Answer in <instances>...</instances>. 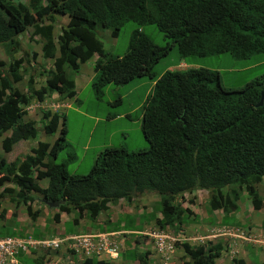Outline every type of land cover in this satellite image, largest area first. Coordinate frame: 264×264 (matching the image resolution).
Listing matches in <instances>:
<instances>
[{
  "label": "trees",
  "instance_id": "1",
  "mask_svg": "<svg viewBox=\"0 0 264 264\" xmlns=\"http://www.w3.org/2000/svg\"><path fill=\"white\" fill-rule=\"evenodd\" d=\"M53 15L68 16L55 41L52 25L41 23L45 17L52 20ZM126 21L136 27L129 34L125 51L112 54L96 38L94 28H107L109 35L116 37ZM146 24L163 33L167 39L164 45L154 44L142 33L140 26ZM28 28L40 38V55L51 59L52 64L38 72L46 78L45 84L31 90L38 101L52 92L71 98L72 71L93 55L96 59L90 87L96 94L110 83L120 86L133 79L140 83L136 78L142 76L153 81L140 106L139 128L147 143L145 148L103 147L85 174L68 173L66 166L75 154L63 113L43 110V133L57 131L61 120L52 143L37 141L32 154L10 162L0 157V186L14 185L15 190L5 187L3 191L14 193L12 200L23 203L30 221L38 213L29 205L37 198L34 193L43 203L62 199L56 211L73 212L74 222L84 212L94 219L118 200L129 202L154 194L157 201L153 208L158 202L160 218H153L151 213L147 216L158 227L172 229L192 220L193 214L175 202L187 192L206 191L207 209H220L224 219L237 210L240 194L235 186H243L253 208L260 207L254 184L263 180L264 185V72L235 88L223 87L216 69H167L157 76L152 69L173 45L180 59L223 52L234 59H246L264 52V0H28L26 5L18 0H0V45L9 54L19 46L18 34ZM36 55V51L30 53L32 58ZM3 65L0 60V133L10 129L1 140L3 151H8L16 141L34 138L37 129L34 121L21 122L25 114L21 105L28 95L12 87L21 79L16 64H7L8 75ZM31 81L29 76L28 85ZM260 91L263 101L256 107ZM62 149H70L67 159L54 162ZM43 179L46 185L40 187L37 181ZM0 217L4 218V211ZM57 217L55 212L52 218ZM133 230H139L138 222ZM208 243L194 248L182 243L187 261L181 264H214L221 248H207ZM146 255L147 251L139 254V264H148ZM84 263L96 264L92 260ZM228 264L245 263L238 258Z\"/></svg>",
  "mask_w": 264,
  "mask_h": 264
},
{
  "label": "rangeland",
  "instance_id": "2",
  "mask_svg": "<svg viewBox=\"0 0 264 264\" xmlns=\"http://www.w3.org/2000/svg\"><path fill=\"white\" fill-rule=\"evenodd\" d=\"M20 3L28 4V0H18ZM43 3H45L43 1ZM42 24L50 23L52 25L51 35L53 40H56V37L60 31L61 27H64L68 23V16L66 15H53L52 20L48 18H43L41 21ZM135 24L132 21H126L122 27L120 28L116 37H111L109 35V29L96 27L94 28V34L96 38H98L102 44L104 49L108 52H111L115 55H121L127 45V40L130 32L135 28ZM142 33L147 35V37L156 45L162 46L167 40L163 33L158 31L153 24H146L140 26ZM32 28H28L22 31L16 37V40L19 44L15 53H10L4 49L2 45H0V60L4 62V65L1 66L3 72L8 75L6 71L7 63L13 62L17 66V72L21 77V82L17 85L19 88L25 87V81L28 76H32L33 82L31 87H39L44 84L43 80L46 78L43 74H38L39 70L46 71L47 68L51 67V60L44 59L40 55V45L41 41L38 35H32ZM32 51H36L37 55L35 58L30 56ZM96 59V56L93 55L91 58L87 59L82 63H78L77 72L79 68L81 71L89 72V75H93V64ZM201 66L209 69H217L219 73V82L223 87H240L246 81H249L264 72V52L252 54L246 59H234L230 56L228 52L219 53L216 55L210 56H187L183 58L178 57V53L176 51L175 45H173L165 56L161 57L159 61L153 66V72L155 76L162 73L164 70H174V69H185L187 67ZM67 73H70V70H67ZM76 73V71L74 72ZM92 77V76H91ZM91 79V78H90ZM136 80L140 82V86L137 85L134 88V79L127 84L116 86L112 83L107 84L101 90L100 94H96L92 88L90 87V81H87L84 86H80L78 88V101L77 104L74 103L73 106L77 105L78 108L83 111L85 116L78 115V112H73L71 108H61V112L63 116L66 115V127L68 129V137L70 141L73 143V151L75 155H78L76 160L69 162L66 166V171L71 174H85L89 168L91 167L94 157L92 156L93 152L88 148L84 157L81 159V150L80 147L85 141L90 139L89 146L96 142L97 140L102 141L103 143L109 144V146H119L124 141L120 138L126 140L125 147L129 150L144 148L147 146L146 141L142 137L139 128V114L140 109L135 107L139 103V99L141 96V101L145 98L148 90L152 86V80L147 78L146 76L138 77ZM149 80L148 85H145ZM16 85V84H15ZM131 87V88H130ZM127 89H131L126 91ZM126 91V92H125ZM124 93V94H123ZM56 97V96H55ZM63 95L61 93H57V99H61ZM55 99L46 100V103H53ZM36 101H32L31 107L33 108ZM39 112L38 108L35 112ZM39 115V114H35ZM94 116L97 117L94 120ZM95 127V129H93ZM36 129L37 134L34 139L28 140L30 144H36L38 140H46L49 141L51 139V135H45L42 132V122L36 120ZM107 138H106V137ZM70 149H62L57 153L54 162H61L64 159H67V151ZM68 151V152H69ZM81 151V152H80ZM93 157V158H92ZM44 180H38V185H44ZM255 189L262 200V205L259 209H255L251 207L250 199L247 194L244 192L243 188H238L235 186V189L239 190L240 198L236 202L237 210L228 214L227 218L224 219L221 216V212L219 209L211 212L207 209V192L204 190H195L192 192H187L183 194V199L177 197L175 202L180 204L181 207L186 208L187 213H192V220L190 224H198L202 225V228H207L209 226H216L218 221L223 223H231L238 222V226L243 229V233L245 236H252L251 241H241L238 243L237 251L234 250V253L231 255L236 258L244 257L248 264H261L264 260V244L254 242L252 240L259 239L262 231L257 230L260 228L262 220H264V185L262 182L255 183ZM157 201V196L154 194H145L143 196H137L133 198V200L126 202L122 201L116 205H112L109 207L108 211H102L99 214V221L104 222L106 217L112 218H122L125 214L126 217H130L131 219L123 218L121 219V223H123L124 228H134L136 223H139V231L140 234H134L138 237L142 238V242L147 239L146 233H150L154 231L153 229H158L157 225L154 223L151 217H148L147 211L151 209L150 213L152 217H159V204L157 202V206L154 207V203ZM2 204H0V207ZM8 206H11L8 204ZM21 209L22 206H20ZM4 209V208H3ZM52 209L46 208L44 211H51ZM21 211H15L16 214H19ZM137 217L138 214H141ZM131 213H134L135 220L131 217ZM65 216V215H64ZM87 221H91V219L86 215ZM208 218H211V221L207 222ZM49 220L52 219L49 218ZM123 220V221H122ZM48 220L46 221V223ZM5 226L0 227V234H12L14 229L17 228L18 221L14 218V216L10 217V219L6 220ZM38 223H40L38 221ZM197 225V226H198ZM208 225V226H207ZM234 226L233 224H229ZM191 226V225H190ZM207 226V227H205ZM65 230L62 232L74 230L75 225L72 221L67 222L65 225ZM194 230V226H191ZM118 223L117 220L113 222H109L105 229H117ZM264 231V225L261 227ZM98 229H102L101 226H98ZM169 235L177 236V234L185 235V237H193L196 234L192 232L190 229H186L184 223H181L180 226H175L174 229L170 230ZM210 233V232H209ZM119 233L118 235H120ZM115 235V238L121 239L122 236ZM122 235V234H121ZM210 246H215L216 243H213L215 238H210ZM139 241V240H137ZM204 241V240H203ZM141 242V241H140ZM150 243V242H149ZM223 243V242H222ZM220 243V245H223ZM137 243H134V249L139 250L136 246ZM190 244H200V240L191 241ZM204 244V243H203ZM251 246V249H247V246ZM206 245V247L208 248ZM226 246V243H224ZM235 246H233L235 248ZM250 253V254H249ZM167 258L165 259L163 256L159 255L161 259L160 264H181V262H177V257H181L182 249L177 246L171 253H166ZM223 253H221L222 255ZM230 256V255H229ZM232 258V257H231ZM230 261V260H229ZM228 259H217L218 264H228ZM264 263V261H263Z\"/></svg>",
  "mask_w": 264,
  "mask_h": 264
},
{
  "label": "crops",
  "instance_id": "3",
  "mask_svg": "<svg viewBox=\"0 0 264 264\" xmlns=\"http://www.w3.org/2000/svg\"><path fill=\"white\" fill-rule=\"evenodd\" d=\"M91 76L92 75H89V72L81 71L80 68H79V71L77 72V69H76V73L73 74L74 95L70 99H68V98L63 99V101H62L63 103H60V105H62L66 109L71 108L74 113L78 112V115L85 116L83 111H81L77 105L73 106V104L74 103L77 104V101H78V97H77L78 88L80 86H84L87 81H90ZM148 83H149V80L147 81V83H145V85H148ZM137 85L140 86L141 84L140 83L134 84V88ZM129 90H131V89H127L126 91H129ZM138 101H139V103L135 107L140 109L142 101L141 100H138ZM140 117H141V109H140V114H139V123H140ZM96 119H97V117L94 116V120H96ZM64 121H65V129L67 131L68 129L66 127V116L65 115H64ZM93 129H95V127H93ZM55 137H56V134H53V135H51V139L49 141H46V140L45 141L52 143V141L55 139ZM120 139L124 142L122 144H119V146H125L126 140L123 138H120ZM89 144H90V139L87 138L85 143H83L80 146V150L82 151V152L80 151L81 152V156H80L81 159L84 157L88 148H91L90 150L93 152L92 156H95V154L98 151H100L103 147L109 146V144L103 143L100 140H97L96 142L92 143L90 146H89ZM30 146H32V144H30L28 141L21 140V141L15 143L12 146L10 152L6 153L4 155V157L7 161H11L12 159H14L15 156H18L21 153H24L27 150V148ZM138 149H140V148H138ZM77 157H78V155H75L74 159L76 160ZM43 182H45V180ZM9 185L11 186L12 184L9 183ZM45 185H46V182L43 186H45ZM8 204H10L11 206H8ZM2 208L6 209V211H8V212H11L12 210H15L16 212L23 210V209H21V207L19 205L18 206L14 205L13 202H7L6 199H2V206H1L0 210ZM44 209H46V208L40 209L39 215L36 217V219L33 222L27 219V217L24 214V211H21L19 214H16L15 219L18 221V223H17V228H15L13 231V234L14 235L30 234L34 237L41 238V237L53 236V235L61 236L62 234H76V233H80V232H113V231L121 232L122 230H128V231L121 232L122 237H121V240H119L118 256L114 259L112 257L108 258L107 256H103V258H99V259H93V260H95L96 264H139L140 257H141V256H139V254H141L143 251H147L146 259H147L148 264H155L154 261L156 258L159 260V255H158V253L155 252V250L153 248L152 238L148 237L144 242H142V238L138 237L137 235L134 236L135 232L141 233L140 231H134L133 228H131V227L127 228V229H123V225L121 223L120 224L118 223L117 229H105V227L108 225L109 222H113L115 220H118V218H116V217L115 218H112L111 216L106 217L107 220H105L104 222H101L98 219L100 214H97L94 217V219H91V221L89 222V221H87V219L85 217L87 214L84 213L81 217L77 218L76 222H74V220H73L74 213L73 212H70L68 214L63 213V212H58V217H57V221H56V219H52V215L55 211L54 210L44 211ZM108 210H109V208H108ZM108 210H106V211H108ZM125 214H126V212H125ZM125 214H124V216H125ZM131 216H132V218H134V213H131ZM49 218L52 219L53 224L51 223V220H49ZM47 220H48V222L46 223ZM38 221L40 223H38ZM69 221H72V223L75 225L74 230L71 231L70 229L67 228L68 231L62 232L63 230H65L64 225ZM0 223H2V222H0ZM184 225H186V229L189 228L190 230H192L191 226H197L198 224H190L189 223V224H184ZM98 226H101L102 229H98ZM259 230H263V229L259 228ZM167 232H169L168 229H166V231L164 232L165 235L167 234ZM167 236H168V238L170 237L169 233ZM178 236H179V234H178ZM215 238H218L217 241L226 240L225 236H217ZM219 238H221V239H219ZM178 239H180V238H178ZM137 240H139V241H137ZM134 243H137L136 246L139 244L138 245L139 248H137L139 250L134 249ZM235 243H238V241H233L230 243V245H234ZM246 246H247V244H246ZM230 248H232V247L230 246ZM160 256H162V255L160 254ZM241 258L244 260L245 264H248L244 257H241ZM23 260L26 261L28 264H34V263L39 264L40 261H41V264H69V262H71V261L75 262L76 264H79V262H81V260L79 258H77L73 255L71 256V254L69 252H64L63 250H59L56 252L49 251L48 253H45V254H42V252H40V251L31 252L30 254L23 255ZM36 260H38V262H36ZM216 263L217 262L215 261V264ZM162 264H164V263H162Z\"/></svg>",
  "mask_w": 264,
  "mask_h": 264
},
{
  "label": "clouds",
  "instance_id": "4",
  "mask_svg": "<svg viewBox=\"0 0 264 264\" xmlns=\"http://www.w3.org/2000/svg\"><path fill=\"white\" fill-rule=\"evenodd\" d=\"M9 54V53H8ZM47 59H49V58H47ZM49 60H51V59H49ZM2 61V60H1ZM4 63V62H3ZM10 63V62H9ZM8 64V63H7ZM51 66H52V64H51ZM76 71V69L75 70H73L72 71V78H73V74H74V72ZM29 77V76H28ZM28 77H27V79H26V83H25V87H23V88H19L18 87V83L19 82H21V80L22 79H20L18 82H14L13 84H12V87L13 88H16L17 90H19L20 92H23V93H25L26 95H28V100H27V102L26 103H24V104H22L21 105V109L25 112V114L23 115V117H22V119H21V122H26V121H34L35 122V127H36V120H38V121H41L42 123H44V119H42V114H41V112L43 111V110H49L50 112H61L60 110H61V108H64L62 105H60V103H63L62 101H63V99H65V97H62L61 99H57L56 97H57V93L56 92H52V94H50V95H48L47 97H45L42 101H38V100H36V96L34 95V91L36 90V89H38L39 87H31V85H32V82H33V79H32V81L30 82V84L28 85V83H27V80H28ZM30 77L32 78V76L30 75ZM74 79V78H73ZM44 81V84H45V80H43ZM16 84V85H15ZM44 84H42L41 86H43ZM73 84H74V82H73ZM31 90H34L33 92H31ZM73 90H74V86H73ZM56 96V97H55ZM52 99H55L54 100V102L53 103H51L50 104V102L49 103H46V100L48 101H50V100H52ZM68 99H70V98H68ZM32 101H36V103H35V105H34V107L33 108H30L31 107V103H32ZM37 108H38V110H39V112L37 111V112H35V110H37ZM35 114H39L38 116L37 115H35ZM60 124H61V120L58 122V126H57V131H55L54 133H52V134H45V135H53V134H58V128H59V126H60ZM43 125V124H42ZM10 134V129H6V130H4V131H2L1 133H0V157H3L4 158V160L6 161V162H10V161H7L6 159H5V157H4V155L6 154V153H8V152H10V150H11V148H12V146L15 144V143H17V142H19V141H21V140H24V139H20V140H18V141H16L15 143H13L12 145H11V147H10V149L8 150V151H3V149H2V146H1V140H2V138H4L5 136H8ZM37 134V133H36ZM36 137V136H35ZM34 137V138H35ZM34 138H32V139H34ZM28 140H31V139H25L24 141H28ZM38 141H45V140H38ZM27 143V142H26ZM37 143V142H36ZM51 144V143H50ZM36 146V144H32V146H30V147H28L27 148V150L24 152V153H21L20 155H18V156H15V157H19V156H22V155H24V154H32V152H31V149L32 148H34ZM14 157V158H15ZM13 160V159H12ZM11 160V161H12ZM94 160V159H93ZM260 182H262L263 183V180H261ZM38 184V183H37ZM40 187H42L43 185H39ZM254 186H255V184H254ZM5 187H7V188H10V189H13V190H15L16 188L14 187V185H9V184H4V185H2V186H0V204H2V199H6L7 200V202H13V204L14 205H19V206H22V208L24 209V214H25V216L27 217V215H26V212H25V207H24V205H23V203H21L20 201H17L16 203H14V200H12V199H15L16 198V196L14 195V193L13 192H4L3 191V189L5 188ZM44 187V186H43ZM241 188H243V186L241 187ZM238 190V189H237ZM244 190V189H243ZM254 190L256 191V189H255V187H254ZM239 191V190H238ZM245 192V191H244ZM246 193V192H245ZM256 193H257V191H256ZM247 194V193H246ZM34 195L37 197L36 199H34L31 203H29V205H30V208H31V210H35V209H38V213H37V215L35 216V218H34V220L36 219V217L39 215V212H40V209H43V208H49V209H52V210H54L56 213H57V215H58V212H62V211H56V207H48L47 205H46V201L43 203L41 200H39V195L38 194H36V193H34ZM257 195H258V197L260 198V196H259V194L257 193ZM248 196V195H247ZM207 198H208V194H207ZM240 198V197H239ZM249 198V197H248ZM250 199V198H249ZM131 200H133V198L131 199ZM130 200V201H131ZM239 200V199H238ZM237 200V201H238ZM123 200H118L114 205H116V204H118L119 202H122ZM50 202V201H49ZM55 202V201H54ZM251 203V202H250ZM261 203H262V200H261ZM262 205V204H261ZM260 205V206H261ZM110 206H112V205H110ZM109 206V207H110ZM251 207H252V205H251ZM1 208V207H0ZM40 208V209H39ZM253 208V207H252ZM260 208V207H259ZM259 208H257V209H259ZM220 210V209H219ZM2 211H4V218H1L0 217V222H5L6 220H8V219H10V217H12V216H14V218H15V215H16V213H15V210H12L11 212H8V211H6V209H1L0 210V212H2ZM150 211H151V209L150 210H148L147 211V214H150ZM213 211H215V210H213ZM213 211H211V212H213ZM54 212V213H55ZM102 212V211H101ZM220 212H221V210H220ZM53 213V214H54ZM64 213V212H63ZM84 213H86V212H84ZM83 213V214H84ZM66 214H68V213H66ZM129 215V214H128ZM221 216H222V212H221ZM153 218H160V216L159 217H153ZM153 218H150V219H152L153 220ZM28 220H29V218H27ZM53 219V218H52ZM56 221H57V219H56ZM154 221V220H153ZM117 223H121V222H117ZM1 224V223H0ZM122 225H123V223H121ZM156 224V223H155ZM195 224V223H194ZM229 224H233L234 226H231V225H229ZM236 224H238V222H231V223H223V222H218L217 223V225L216 226H209V227H207V226H205V227H207V228H202V225H198V226H194V230L192 229V232H194L196 235L195 236H193V237H185V235H180L179 234V236H178V234H177V237L176 236H171L170 235V237L168 238V233L169 232H171L170 230H172V228H167V227H165V228H160V227H158V229H153L154 231H151L150 233L148 232V233H146V235H147V238L148 237H150V238H152V241H153V248H154V250H155V252L156 253H158V255H162L165 259L167 258V254L166 253H171L173 250H174V248L175 247H177V246H179L181 249H182V255H181V257H177V262H182V261H187V257H186V254H185V251H184V249H183V245H182V243H186L187 245H189L190 247H192V248H194L195 246H199V245H201V244H203V243H207V242H209L210 243V238L212 239V238H215V237H217V236H225V238H226V240H224V241H217V239L218 238H215V240H214V242L216 243V245L215 246H220V255L218 256V257H216L215 259H213V261H214V264H215V261L217 262V259H228V261L229 260H232V259H234L235 257H233V256H231L233 253H234V250L235 251H237V246H235V245H237L238 243H240V240L241 241H247V242H249V241H251V239H252V236L251 237H247V236H245L244 235V233H243V229L240 227V226H238V225H236ZM157 225V224H156ZM186 226V225H185ZM260 228H261V226H259ZM166 229H168L169 230V232H167V234L165 235V231H166ZM189 229V228H188ZM257 230H259V228L257 229ZM123 231H128V230H122L121 232H123ZM135 231H139V230H135ZM260 231H262L260 234H257V236H260V238L259 239H254V240H252V241H254V242H258V243H262V244H264V231L263 230H260ZM121 232H118V231H113V232H80V233H76V234H62L61 236H59V235H53V236H46V237H41V238H38V237H32V235H30V234H27V236H31L32 238H34V239H43V238H61V237H63V236H68V235H78V234H84V233H112V238H114L115 239V243L117 244V253H116V255L115 256H112V258L114 259V258H116L117 256H118V252H119V240H121V239H118V238H115L116 236L115 235H118L119 233H121ZM210 232V233H209ZM122 234V233H121ZM121 234L120 235H118V236H121ZM134 234H140L139 232H135ZM159 236H162V245H161V248H158V245H157V241H158V238H159ZM4 237H22V236H18V235H5V236H0V238H4ZM26 237V236H25ZM173 237V238H172ZM178 238H180V239H178ZM219 239H221V238H219ZM194 240H200V244L199 245H197V244H195V245H193V244H190V242L191 241H194ZM204 240V241H203ZM150 241V240H149ZM233 241H238V243H235L234 245H230V243L231 242H233ZM213 242V243H214ZM223 242V243H222ZM209 243H208V245H209ZM220 243H222L223 245H220ZM224 243H226V246H224ZM210 244H212V243H210ZM230 246L232 247V248H230ZM233 246H235V248L233 247ZM209 247V246H208ZM247 249L249 250V252H250V249H251V246H247ZM59 250H63L64 252H69L70 254H71V256L73 255V256H75V257H77V258H79L80 260H81V262H79V264H86V263H84L86 260H92V261H95V260H93V259H99V258H103V256H107L108 258L109 257H111L110 255H108V254H102L101 256H96V255H90V256H81V255H79V254H77V253H75L73 250H71V249H68V248H66V246L65 245H60L58 248H56V249H29V250H27V251H19V252H17V253H15V255H14V259L16 260V264H28L26 261H24L23 260V255H27V254H30L31 252H37V251H40V252H42V254H45V253H48L49 251H53V252H56V251H59ZM251 251L253 252L254 250H252L251 249ZM221 253H223L222 255H221ZM250 254V253H249ZM230 255V256H229ZM232 257V258H231ZM180 259H182V260H180ZM236 259H238V258H236ZM240 259H242V258H240ZM243 260V259H242ZM160 261H161V259L159 258V260L156 258L155 259V264H160ZM162 262V261H161ZM243 262H244V260H243ZM229 263V262H228ZM245 263V262H244ZM34 264H36V263H34ZM39 264H41V261H40V263ZM69 264H76L75 262H69ZM162 264V263H161ZM217 264V263H216Z\"/></svg>",
  "mask_w": 264,
  "mask_h": 264
},
{
  "label": "built area",
  "instance_id": "5",
  "mask_svg": "<svg viewBox=\"0 0 264 264\" xmlns=\"http://www.w3.org/2000/svg\"><path fill=\"white\" fill-rule=\"evenodd\" d=\"M111 236L112 233H84L61 238L34 239L31 236L0 238V264H16L14 255L19 251L56 249L60 245H65L81 256L108 254L112 257L117 253V244ZM161 242L162 236H159L158 248H161Z\"/></svg>",
  "mask_w": 264,
  "mask_h": 264
},
{
  "label": "water",
  "instance_id": "6",
  "mask_svg": "<svg viewBox=\"0 0 264 264\" xmlns=\"http://www.w3.org/2000/svg\"><path fill=\"white\" fill-rule=\"evenodd\" d=\"M262 101H263V91H260V97H259V100H258V102L256 103V107L257 106H260L261 104H262ZM63 202V200L62 199H60V200H58V201H55V202H49V201H46L45 203H46V205L48 206V207H57L58 206V204L59 203H62Z\"/></svg>",
  "mask_w": 264,
  "mask_h": 264
}]
</instances>
